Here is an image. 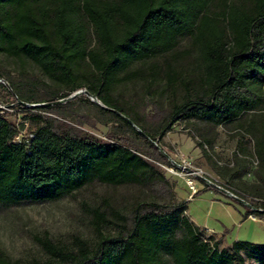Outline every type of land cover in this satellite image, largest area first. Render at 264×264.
I'll return each instance as SVG.
<instances>
[{
  "label": "trees",
  "instance_id": "obj_1",
  "mask_svg": "<svg viewBox=\"0 0 264 264\" xmlns=\"http://www.w3.org/2000/svg\"><path fill=\"white\" fill-rule=\"evenodd\" d=\"M183 37L191 40L200 73L186 80L172 66L179 55L165 62L168 86L184 91L154 135L111 92L156 74L155 65L147 76L132 67L171 54ZM0 55L32 63L69 95L85 90L148 149L140 151L124 135L101 139L31 112L60 107L59 98L31 109L11 91L25 115L16 124L0 109V207L57 202L92 183L145 188L153 196L136 202L127 217L109 207L89 210L93 245L74 236L69 247L58 246L44 237L37 241L48 258L27 264H264V244L234 241L221 248L222 235L206 234L188 219L187 202L177 200L158 165L167 159L156 147L179 121L234 126L253 138L264 183V0H0ZM26 123L31 129L24 135ZM205 190L211 189L195 196ZM248 202L243 220L264 216V205L257 212ZM0 264L20 262L0 250Z\"/></svg>",
  "mask_w": 264,
  "mask_h": 264
},
{
  "label": "rangeland",
  "instance_id": "obj_2",
  "mask_svg": "<svg viewBox=\"0 0 264 264\" xmlns=\"http://www.w3.org/2000/svg\"><path fill=\"white\" fill-rule=\"evenodd\" d=\"M176 55L179 57L172 63L174 71L186 80L197 78L200 73V63L196 51L192 48L190 38L183 37L171 54L132 67L133 70H144L147 76L149 68L155 65L156 74L153 73L144 80L118 85L111 92V97L118 106L154 135L169 122L171 105L179 102L183 95L184 90L179 84L168 86L163 76L165 62H172V57ZM0 80V107L10 114L9 119L16 124L25 113L20 112L14 105L12 92L24 100V104L27 105L25 107L31 109L32 106L40 104L53 106L48 102L55 98L62 100L74 94L69 95L66 90H61L44 77L32 63H20L1 55ZM86 98L84 95H79L77 100L59 103L60 107H51L48 112L37 110H31V112L51 117L59 123L70 125L101 139H105L108 134L130 137L134 139L140 151L148 152L147 147L135 139L118 119L101 111L100 106L92 104L91 100L86 101ZM257 115L258 113L249 114L246 121L257 118ZM21 129L26 135L31 126L26 123ZM241 135L245 137L241 138ZM206 140L210 143L206 144L204 142ZM200 143L204 144L205 154L198 145ZM158 145L169 157V159L166 158L168 164L158 163V165L170 183L177 200L186 201L187 210L190 206L191 212L199 213L202 220L208 213L209 221L216 219L228 230L226 245L223 244L221 248L227 249L236 236H239V241L264 244V216L256 215V221L246 218L249 221L245 223L232 221V218H229L224 211L221 213L218 210V204L215 203L210 209V201L220 200L233 206L240 204L209 186L211 190L201 191L194 196L201 199L199 205H194L190 202L194 197H191L183 175L180 174L186 162L204 171L221 184L227 185L232 192L246 200L255 203L257 202L254 199L264 201V183L256 174L260 171L259 162L251 136L234 126L213 127L207 123L179 121L173 124ZM164 167H172L176 173H171ZM196 183V186L200 188L198 180ZM255 194H258L259 198H254ZM152 198L149 189L92 183L57 202L27 204L13 208L0 207V250L12 261L27 264L32 261L42 262L48 258L37 241L44 237L58 246L69 247L74 236L93 245L97 239L87 216L89 210L93 208L104 210L109 207L127 217L136 202H148ZM248 201L247 203H250ZM255 206L258 207L257 204ZM185 215L191 221L187 211ZM108 218L113 220L110 215ZM204 231L206 234H212ZM109 232L105 233L109 234ZM166 259L164 257V260L169 263Z\"/></svg>",
  "mask_w": 264,
  "mask_h": 264
},
{
  "label": "crops",
  "instance_id": "obj_3",
  "mask_svg": "<svg viewBox=\"0 0 264 264\" xmlns=\"http://www.w3.org/2000/svg\"><path fill=\"white\" fill-rule=\"evenodd\" d=\"M204 187H208V186H204ZM204 187H202V185L200 186V190H202ZM218 192V191H216ZM220 193V192H218ZM222 194V193H220ZM223 195V194H222ZM190 202L194 205H199L201 202L200 198H192L190 200ZM218 204V210H220V212L222 213L223 211L225 212V214H227V216L229 218H232V221L234 222H247L249 220H243V213H244V206L243 205H237V206H233L230 204H226L220 200H217L216 202L210 201L209 204V208H213L214 204ZM190 206H188V210H187V214L190 217L191 221L199 228L206 230L208 232H211L212 234H216L218 236H223L224 239V245H226V240L228 238V230L225 228V226H223L220 221L216 220V219H212V222L208 220L207 215L206 214V218L202 220L201 217H199V213H192L190 208ZM239 225V224H238ZM234 241H239V236H236L234 238Z\"/></svg>",
  "mask_w": 264,
  "mask_h": 264
},
{
  "label": "built area",
  "instance_id": "obj_4",
  "mask_svg": "<svg viewBox=\"0 0 264 264\" xmlns=\"http://www.w3.org/2000/svg\"><path fill=\"white\" fill-rule=\"evenodd\" d=\"M1 81V80H0ZM14 102V100H13ZM0 109H4L2 107H0ZM165 168V167H164ZM166 170H168L171 173H176L174 172V169L172 167L170 168H165ZM180 174L183 175V178L185 180V185L187 186L191 197H194L199 191L200 188H198L196 186V181H199L200 186L202 185V187L204 186H208V184L205 181H208L210 183L215 184L216 186L230 192L232 195H234L235 197H237L231 190L230 187H228L227 185H223L221 184L218 180H215L213 178H211V176H209L208 174H206L204 171L194 168L192 166H190L188 163H184L181 170H180ZM239 198V197H238ZM257 203L256 209H253L254 211L257 212H262L263 208L262 205H264V201L260 200V199H254ZM248 219L252 220V221H256V214H250L247 216Z\"/></svg>",
  "mask_w": 264,
  "mask_h": 264
},
{
  "label": "water",
  "instance_id": "obj_5",
  "mask_svg": "<svg viewBox=\"0 0 264 264\" xmlns=\"http://www.w3.org/2000/svg\"><path fill=\"white\" fill-rule=\"evenodd\" d=\"M79 95H84V96H86L89 100H91L93 103H95L96 105L105 108L103 105H101V103H100V102H99L94 96L90 95V94H89L88 92H86L85 90H83V91H78V92L74 93L72 96H70V97H68V98H65V99H62V100L57 101L55 104L63 103V102L69 101V100H71V99H73V98H75V97H77V96H79ZM20 104L23 105V106H27V105L24 104V103H20ZM46 105H47V104H40V105H34V106H32V107L46 106ZM115 113H117V112H115ZM117 114L123 117V115H121L120 113H117ZM126 120L132 125V127H133L136 131L139 132V129H138V128H137V127H136L131 121H129L128 119H126ZM153 144H154V143H153ZM154 145H155V144H154ZM156 147L159 149V151H160L164 156H166L167 159H169V157H168L167 155H165V153H164L163 151H161V149H160L158 146H156ZM205 182H206V183L208 184V186L211 187L212 189H215L216 191H218V192H220V193H222V194L228 196V197L231 198L232 200L236 201L237 203H239V204H241V205H243V206H245V207H249V208H251V205H250L249 203L245 202L244 200H242V199H240V198H238V197H235V196L232 195L230 192H228V191H226V190H224V189H222V188L216 186V185L213 184V183H210V182H208V181H205Z\"/></svg>",
  "mask_w": 264,
  "mask_h": 264
}]
</instances>
